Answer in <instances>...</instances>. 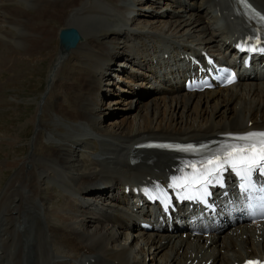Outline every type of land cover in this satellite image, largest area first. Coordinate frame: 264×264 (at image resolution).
<instances>
[{
  "label": "bare ground",
  "instance_id": "6f19581e",
  "mask_svg": "<svg viewBox=\"0 0 264 264\" xmlns=\"http://www.w3.org/2000/svg\"><path fill=\"white\" fill-rule=\"evenodd\" d=\"M251 1L264 12V0ZM157 3L0 0V68H7L11 78L22 66L30 69L31 56L41 58L42 49L60 29L73 28L79 35L72 48L62 46V51L58 45L50 59L46 94L57 104L43 109L48 119L39 115L43 107L38 103L32 118L25 111L16 113L23 121L16 132L4 129L0 136L8 144L24 139L26 145L23 155L18 149L24 145L0 159V172L11 171L3 185L0 177V264H231L244 255H264V221L246 222L238 206L242 219L235 225L229 221L235 214L210 219L214 214L204 210L186 215L176 209L163 213V220L154 221L149 230L137 227L138 216L147 213L128 204L125 186L151 177L165 184L177 154L136 148L133 143L145 138L222 139V132L264 127V69H251L228 86L200 91H186L181 81L187 67L182 65L184 53L204 48L220 63L229 61L222 51L246 24L236 2L165 0L162 7ZM151 8L156 14L147 12ZM203 15H209L207 20ZM67 53L73 54L71 59L76 55L71 75L56 82L66 69ZM124 55L127 62L117 66ZM2 75L0 84H5ZM131 79H144L148 88ZM64 82L69 83L62 89ZM112 84L125 87L122 97L138 102L152 98L155 94L143 95L148 90L155 93L156 85L163 88L141 118L131 119L128 113L105 127L99 104L105 85L111 90L108 111L121 98L113 94ZM127 103L133 107L134 100ZM232 103L237 110L222 116ZM205 109L211 111L207 114ZM30 122L36 128L29 138ZM43 135L54 144L41 142ZM226 189L232 192V187ZM164 247L168 255L159 263L155 259Z\"/></svg>",
  "mask_w": 264,
  "mask_h": 264
},
{
  "label": "rangeland",
  "instance_id": "374dc122",
  "mask_svg": "<svg viewBox=\"0 0 264 264\" xmlns=\"http://www.w3.org/2000/svg\"><path fill=\"white\" fill-rule=\"evenodd\" d=\"M158 1L160 2L161 0H158ZM163 1L165 2V0H163ZM163 4H165V3L160 2L161 7L164 6ZM170 4H172V6H175V4H173V3H170ZM156 6L158 7L159 4L157 3ZM147 12L153 13V15H154V14H156L157 11H156V9L151 8V9H148ZM203 17H204V20H207L206 17L208 18L209 15H203ZM149 18H152V17H149ZM172 19L175 20L174 18H172ZM57 46H58L57 37H56V35H55V37L53 35L50 42H48L47 46L42 49L41 58L37 59V57H36L37 55H34V54L31 56V58L28 57L31 59L28 62V64L30 65V69H28L29 72H28L26 66H22L18 71V72H20V74H17L11 78L10 77L11 72L9 70H7V68H5V67H3V69H2V67L0 68V69H2V70H0V73L3 72V75L1 77V79H2L1 81L5 82V84H3V83L0 84V136L4 133L3 132L4 129H10V130H12V131L14 130V132H16V128L19 127L23 123L22 120L19 121V119H17L15 117L16 113L25 111L26 113L28 112L31 116L30 118H32V115L35 114L36 105L38 103L40 105H42V107H43L41 109L39 115L44 120L48 119V114L42 112L43 109L45 107L49 108V107H52L53 105L57 104V103H54V101H56L55 99L53 100V98L52 99L48 98L49 94H46L47 93L46 92L47 83H48L46 79H47L49 69H50L49 63H50L51 57L56 53V52H54V50L57 48ZM57 50L58 49H56V51ZM68 53L66 55V57H67L66 59H68L66 61V64H65L66 69L64 67L61 70V75H60L61 79H59V80L57 79L56 82L64 81L62 76H65V75L68 76V73L70 72V70L72 68V64L76 60V55H74L75 58L71 59L72 55L74 54L73 52H72L73 54H68ZM66 59H64V60H66ZM125 62H127V61H126V56L124 55V57L118 58V60L116 61V64L118 66L119 64H122ZM112 65H113V63H109V67H111ZM42 67H45V68L42 69ZM106 69H107V66L105 67L104 70L107 71ZM119 69L123 70L122 68H119ZM132 70H134L136 72V74L140 73V70H138V69H132ZM110 73L111 72H108V74H110ZM121 74L123 75V73H121ZM106 76H107V73H106ZM125 80L127 81L128 78ZM135 80H137V79H135ZM116 81H118V79H116ZM130 81L133 82V84L138 83V84H140V86L142 85L144 87H145L144 84L147 83V81H145L144 79H142V80L138 79L137 81H133L131 79ZM67 83H69V82H64L63 83L64 86L61 84L62 89L67 85ZM61 87L60 88L58 87L59 89L57 88V91L60 92L61 95L64 96V94H66V92L60 91ZM160 87L163 88V86H159V85H156L154 87L155 93L153 91H149V90L146 91L145 94L143 95V97H148V96L153 95V94H155V95L148 100H144V101L139 100V102H138V100L135 99L134 97H132V98L122 97L121 94L124 92L123 89H125V87L121 86L120 87L121 89H117V84H112V85H110V88L114 90L113 94H118V95H120L121 98L118 99L119 102L116 105H114L113 107L110 106L112 111H110V110L108 111V107H107L108 103H106L107 102V93H109L111 90L110 89L108 90L107 86L105 85V89H103L104 90L103 91L104 96L101 98L100 103H99L103 109V112H105L104 116H102V118H101L102 126L111 127L112 125L109 124V121H111V119H114L115 117L120 119V117H122L123 115L128 114V113L132 114V116H130L131 119L133 117L141 118L144 115L146 109L149 108L148 106L152 104V102H149V101H151L153 98L157 97L156 94H157L158 89ZM146 88H148V86H146ZM115 98H116V95L113 99H115ZM130 100H134L133 107H130V105L127 103V101H130ZM147 102H149V103L147 104ZM237 107H238V105L235 107L234 103H232L229 107V110L221 111L222 116L232 113L234 110H237ZM221 108H225V107H221ZM210 111H211V109H205V112L207 114ZM113 112H115V113H113ZM178 112H179V115L183 114L181 111V108L178 109ZM139 113H140V115H139ZM12 119H13V121L11 123ZM46 123H48V121H46ZM49 124H51V123H49ZM35 128H36V126H35L34 122H30L29 123V131L30 132L28 131V134H27V136H29V138L32 137ZM239 130H241V129H239ZM44 135L46 136V134H44ZM44 135L40 138L41 142H45L46 144H54L53 140L46 138ZM0 138L3 139V137H0ZM22 145H24V149H21V150L18 149V151H19V153H21V155H23L24 154L23 152L26 151V145H25L24 139L17 138V141L15 143H12V144H8L4 140L0 139V159L1 158L6 159V153H11L12 148L17 149V148H20ZM14 146H16V147H14ZM22 150H23V152H21ZM98 150H99V148H98ZM10 173H11V171L8 168L5 169L4 172H2V171L0 172V177L3 180L1 185H3L5 183V181L7 180ZM97 188H101V187H95V188L90 187V190L91 189L96 190ZM91 193L92 192H89V194H91ZM120 221H122V218L120 219ZM44 222H45V220H44ZM133 224H135V222H133ZM132 227H134V226L132 225ZM132 233L133 232H131L130 234H132ZM164 249H166V250L163 251V248L160 250L159 254H161V255L156 256L155 261L160 260L159 263H161V259L164 258V256L168 255L167 248L164 247ZM216 249L217 250L222 249V247L221 248L217 247ZM85 251H86V249L84 250V252ZM162 255H163V257H162ZM149 262H151V261L149 260Z\"/></svg>",
  "mask_w": 264,
  "mask_h": 264
},
{
  "label": "water",
  "instance_id": "95a60500",
  "mask_svg": "<svg viewBox=\"0 0 264 264\" xmlns=\"http://www.w3.org/2000/svg\"><path fill=\"white\" fill-rule=\"evenodd\" d=\"M78 37L73 28H63L59 31V42L64 48L73 46Z\"/></svg>",
  "mask_w": 264,
  "mask_h": 264
},
{
  "label": "snow or ice",
  "instance_id": "6c2138e0",
  "mask_svg": "<svg viewBox=\"0 0 264 264\" xmlns=\"http://www.w3.org/2000/svg\"><path fill=\"white\" fill-rule=\"evenodd\" d=\"M254 136H261L264 137V133H249L247 136L245 137H240V139H249L251 137ZM233 151H237V149H233ZM239 151H244V149H239ZM228 155H232V153H229ZM238 163H241L243 161H237ZM209 163H212V161H209ZM250 163H256L255 160L250 161ZM248 264H259V262H254V261H249Z\"/></svg>",
  "mask_w": 264,
  "mask_h": 264
}]
</instances>
